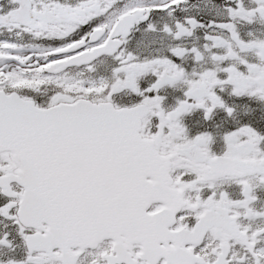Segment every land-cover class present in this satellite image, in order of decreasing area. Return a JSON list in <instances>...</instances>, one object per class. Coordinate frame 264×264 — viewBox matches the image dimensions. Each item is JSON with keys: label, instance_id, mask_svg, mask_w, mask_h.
<instances>
[{"label": "snow or ice", "instance_id": "obj_1", "mask_svg": "<svg viewBox=\"0 0 264 264\" xmlns=\"http://www.w3.org/2000/svg\"><path fill=\"white\" fill-rule=\"evenodd\" d=\"M0 264H264V0H0Z\"/></svg>", "mask_w": 264, "mask_h": 264}]
</instances>
